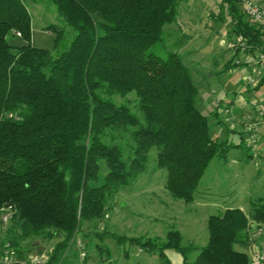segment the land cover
Instances as JSON below:
<instances>
[{
    "label": "trees",
    "instance_id": "obj_1",
    "mask_svg": "<svg viewBox=\"0 0 264 264\" xmlns=\"http://www.w3.org/2000/svg\"><path fill=\"white\" fill-rule=\"evenodd\" d=\"M38 1L0 0V208L13 204L7 238L38 251L40 240L58 238L47 264H57L79 234L87 242L110 234L164 264H171L166 249L179 252L182 264H250L249 223L264 222V198L250 201L246 211L232 206L209 215L208 239L199 248L183 246L177 229L162 243L87 229L145 171L152 148L169 194L186 203L214 158L227 160L233 149L246 162L255 158L243 141L213 134L185 55L161 47L163 27L175 21L181 0H46L57 14L45 26L54 36L51 49L31 42L30 4ZM220 4L232 36L263 44L264 30L236 0ZM11 34L25 41L13 44ZM232 68L228 59L223 70ZM130 93L133 107L114 98Z\"/></svg>",
    "mask_w": 264,
    "mask_h": 264
},
{
    "label": "rangeland",
    "instance_id": "obj_2",
    "mask_svg": "<svg viewBox=\"0 0 264 264\" xmlns=\"http://www.w3.org/2000/svg\"><path fill=\"white\" fill-rule=\"evenodd\" d=\"M30 6L33 15L31 42L51 49L54 36L45 26L47 23L57 22L55 8L46 0L31 3ZM223 9L215 4V0H181L179 16L174 23L181 29L180 23L186 25V31L191 35L186 38L182 36V31V34L165 33V45L161 44V47L163 46V50H175V44L172 43L179 42L178 46L181 47L177 49L185 55V61L193 71L195 80L200 83L197 105L203 113L210 116L213 134L219 140L238 143L242 141L243 135L232 129V122L227 119L224 109L233 105L232 100L237 95H241L247 102L257 99L260 94L264 95V85L246 89L244 76L247 69L244 67L234 72L223 70L230 56L226 44L231 38V18ZM208 23L217 27L211 38L206 36L208 34L205 27ZM165 25L167 28L169 24ZM197 28L205 29L202 30L204 33ZM8 40L13 44L25 41L14 34L9 35ZM214 71L221 72L215 75ZM114 98L119 102L127 100L131 107L134 106L135 95L132 93L126 97ZM232 110L240 113L235 105ZM241 151L233 149L227 160L214 158L210 162L204 179L200 181V186L209 183L210 201L202 205L196 201L186 203L171 197L165 187L166 171L156 167V149L152 148L145 171L134 182L122 187L108 203L110 207L104 217L96 224L87 226V229L100 232L107 229L127 238H157V243L166 240L169 230L177 229L181 232L183 246L202 247L208 239L206 221L209 215L223 211V207H248L250 201L264 198V158L256 157L246 162L242 157L240 162L234 163L232 159L242 155ZM195 196L198 198V191ZM94 236L88 237L91 239L89 242L81 234L76 238L82 242L86 256H81L80 251L76 250L75 240L74 246L64 250L57 264H164L159 255L141 251L136 244L128 241L119 243L110 234H106L102 240ZM57 239H43L38 243L50 253ZM99 243L100 249L95 246L100 245ZM196 255L197 251L189 252L190 259Z\"/></svg>",
    "mask_w": 264,
    "mask_h": 264
},
{
    "label": "built area",
    "instance_id": "obj_3",
    "mask_svg": "<svg viewBox=\"0 0 264 264\" xmlns=\"http://www.w3.org/2000/svg\"><path fill=\"white\" fill-rule=\"evenodd\" d=\"M249 22L264 30V10L256 0H236ZM20 35V33H17ZM227 50L233 68L232 72L244 67L247 73L244 76L246 89L258 88L264 85V42L261 45H252L241 36H232L228 40ZM228 60V59H227ZM233 103V102H232ZM233 105L224 109L227 119L232 122V129L237 130L244 145L250 149L254 157L264 158V95L246 103L240 113H234ZM10 206L0 208V264H47L48 249L27 250L13 245L6 236L11 219ZM260 233V229H257ZM76 249L81 256H86L82 242L76 240ZM250 264H264V250L254 249L249 253Z\"/></svg>",
    "mask_w": 264,
    "mask_h": 264
},
{
    "label": "crops",
    "instance_id": "obj_4",
    "mask_svg": "<svg viewBox=\"0 0 264 264\" xmlns=\"http://www.w3.org/2000/svg\"><path fill=\"white\" fill-rule=\"evenodd\" d=\"M220 1L221 0H215V4H218L221 6ZM256 1L264 10V0H256ZM227 15H228V13H227ZM178 16H179V11H178L176 20L178 19ZM214 19H216V18H214ZM216 20H219V18H217ZM174 22H176V21H174ZM174 22L168 23L169 25L167 28L165 27L166 25H164L163 29H164L166 35L168 33L171 35V34H174L176 32L178 34V32L181 33V31L184 33V35H182V36H185L186 38L191 35L188 33V31H186V25H184V24L182 25V23H180L181 27L183 28V29H181L180 27H176ZM205 28H206L207 34H208L206 36H209L208 38H211L213 33L217 30V27H215L212 23H208V25ZM197 29L201 30V31L205 30V29H201V28H197ZM179 38H181V36ZM189 39H190V37H189ZM172 44H175L174 49L180 53V51L177 49V48L181 47V46H178L179 42L178 43H172ZM229 71H231V70H229ZM214 74H215V71H214ZM232 102L234 103V105L236 107H238V109H241V110H243V108H245L246 103H247V101L241 95H237L236 97H234ZM242 159L243 158H241V157H237L236 159H232V161H234V163H238ZM250 160H252V159H250ZM203 179H204V176L202 177L201 182ZM208 185H209V183L208 184L205 183V185H201L199 187L198 198H197V196H195L193 201H196L198 204H202V205H205L210 201L209 195H211V193H210V188ZM239 207L241 209H243L244 211H246L248 209V207H244V206H239ZM225 208L226 207H223V209H225ZM258 228L261 231L260 233L257 232ZM248 234H249V243H248V248H247L248 253H250V251L254 250V249L264 250V222L258 223L256 221H250ZM141 251H144V250L141 249ZM192 251H197V250L194 249V250H191L189 252H192ZM189 252L187 253V257L189 260H193L195 257L193 259H190L189 258ZM165 253L168 256V258L170 259L171 264H182L183 263V257L179 252H177L173 249H166Z\"/></svg>",
    "mask_w": 264,
    "mask_h": 264
},
{
    "label": "water",
    "instance_id": "obj_5",
    "mask_svg": "<svg viewBox=\"0 0 264 264\" xmlns=\"http://www.w3.org/2000/svg\"><path fill=\"white\" fill-rule=\"evenodd\" d=\"M7 206H10L11 208H13L12 202L10 201Z\"/></svg>",
    "mask_w": 264,
    "mask_h": 264
}]
</instances>
